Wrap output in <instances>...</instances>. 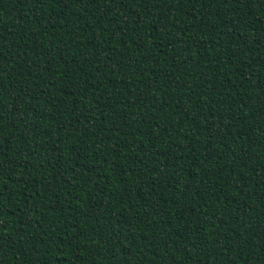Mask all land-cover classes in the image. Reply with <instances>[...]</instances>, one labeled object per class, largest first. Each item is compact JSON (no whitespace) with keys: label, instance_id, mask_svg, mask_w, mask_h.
Masks as SVG:
<instances>
[{"label":"trees","instance_id":"trees-1","mask_svg":"<svg viewBox=\"0 0 264 264\" xmlns=\"http://www.w3.org/2000/svg\"><path fill=\"white\" fill-rule=\"evenodd\" d=\"M0 264H264V0H0Z\"/></svg>","mask_w":264,"mask_h":264}]
</instances>
